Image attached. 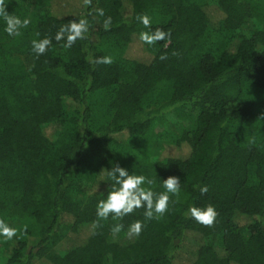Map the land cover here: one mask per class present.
<instances>
[{
	"label": "trees",
	"instance_id": "obj_1",
	"mask_svg": "<svg viewBox=\"0 0 264 264\" xmlns=\"http://www.w3.org/2000/svg\"><path fill=\"white\" fill-rule=\"evenodd\" d=\"M81 2V13L66 16L7 5L9 14L31 20L17 37L7 35L0 18V219L21 225L12 240L0 237V264H176L174 255L189 236L188 264H264V27H246L257 7L248 0ZM140 14L150 17V29L138 21ZM107 17L112 22L105 30ZM82 18L90 24L87 39L71 48L55 41L61 26ZM157 28L169 32L170 41H140L141 32ZM45 37L52 45L37 58L31 42ZM14 55L29 66L14 64ZM105 56L113 63H93ZM94 94L107 102L108 117L98 124L89 105ZM183 106L196 115L168 143L180 156L147 163L144 140L152 122ZM51 123L50 138L44 126ZM117 163L153 179L156 193L169 176L181 184L162 219L145 221L138 209L119 221L124 230L113 238L117 221L95 228L93 222L97 203L112 187L100 171ZM85 174L93 191L79 201ZM208 204L218 213L211 228L188 215L190 207ZM136 220L144 229L128 239ZM65 222L78 239L60 248ZM5 249L9 256L2 255Z\"/></svg>",
	"mask_w": 264,
	"mask_h": 264
},
{
	"label": "clouds",
	"instance_id": "obj_2",
	"mask_svg": "<svg viewBox=\"0 0 264 264\" xmlns=\"http://www.w3.org/2000/svg\"><path fill=\"white\" fill-rule=\"evenodd\" d=\"M84 6H91L92 0H83ZM7 4L5 0H0V18L5 22L4 31L7 35L17 37L21 35V29L27 28L31 23L29 18L21 20L19 17L9 14L6 11ZM96 15L104 16L103 9H95ZM138 21L144 28H151V19L146 14L137 16ZM111 17H107L103 21V27L108 30L111 26ZM89 21L86 18L73 20L61 26L55 33L54 39L56 42L63 41L65 48H71L78 40L87 39L89 31ZM40 34L37 32L36 36ZM171 34L157 28L154 32L143 31L139 35L142 43L147 45H155L157 42L169 40ZM53 38L45 37L43 39H34L32 43V51L38 58L44 55L52 45ZM176 55V53H173ZM161 60L167 59L166 55L160 56ZM93 63L99 65H110L113 60L110 56L97 58ZM112 182L111 190L107 192L106 198L100 200L96 205L97 220L93 222V226L102 227L101 221H108L111 218L117 221L111 228L110 233L113 238H116L123 230L124 225L122 221L124 217L133 214L136 210L143 208L145 221L157 220L159 221L169 211V203L171 197H179L181 181L178 177L169 176L162 181L164 189L161 193H156L151 190V186L155 183L153 179L147 178L144 175H133L129 171L121 167L118 163L113 164L109 169H101L100 171ZM148 185L149 187H145ZM201 195L207 193V186L199 188ZM175 201H173L174 203ZM188 215L203 227L211 228L214 226L218 213L215 207L208 204L206 207L192 206L188 209ZM144 223L136 220L131 223L125 236L128 239L138 238L143 229ZM17 235V229L8 226L5 220L0 219V237L5 241L12 240Z\"/></svg>",
	"mask_w": 264,
	"mask_h": 264
},
{
	"label": "rangeland",
	"instance_id": "obj_3",
	"mask_svg": "<svg viewBox=\"0 0 264 264\" xmlns=\"http://www.w3.org/2000/svg\"><path fill=\"white\" fill-rule=\"evenodd\" d=\"M252 6L257 7V18L252 19L247 25V28H262L264 27V0H248ZM7 5L16 3L23 7L25 10L32 13H42L47 14L54 13L58 16H66L72 14H79L82 10L81 0H67L65 2H50L46 0H5ZM210 17L215 18V10L213 7L209 8L208 11ZM214 19H212L213 21ZM12 62L17 65H23L28 67L29 61L23 56L14 55ZM261 100L264 101V95H261ZM66 107L74 109L76 105L72 103L69 99L64 100ZM106 98L102 95H92L89 101L90 108L92 110V121L94 124H98L106 121L108 117V111L106 108ZM196 115V112L190 106L178 107L172 109L169 112L164 113L160 118L155 119L148 131V134L144 140V157L147 163L153 162L158 156L166 157H177L180 156L181 151L175 147L168 146L169 142L175 139L176 136L180 134L181 131L189 128L193 123V119ZM55 131V124H48L44 126V133L48 137H53ZM91 175L85 174L83 179L79 181L78 189L75 194L76 199L83 200L85 196L91 194L93 191ZM7 217V216H6ZM69 222V220H66ZM6 223H11V227L20 230L21 225L19 226L15 220L7 217L5 218ZM68 222H65L61 225L58 233L63 237L59 242L60 248H67L76 243L77 239L69 232L70 225ZM86 234V232H82ZM17 236V235H16ZM83 237V235H81ZM193 240L192 236H189L184 241L183 250L174 255V262L176 264H188L193 260V255L191 249L193 248L191 242ZM4 256H9V249H5L3 252Z\"/></svg>",
	"mask_w": 264,
	"mask_h": 264
}]
</instances>
